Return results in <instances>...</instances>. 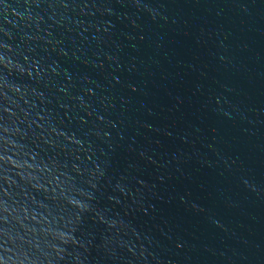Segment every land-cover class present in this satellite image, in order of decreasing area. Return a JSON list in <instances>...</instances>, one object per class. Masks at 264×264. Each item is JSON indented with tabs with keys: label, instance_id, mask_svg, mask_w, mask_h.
I'll list each match as a JSON object with an SVG mask.
<instances>
[{
	"label": "water",
	"instance_id": "1",
	"mask_svg": "<svg viewBox=\"0 0 264 264\" xmlns=\"http://www.w3.org/2000/svg\"><path fill=\"white\" fill-rule=\"evenodd\" d=\"M0 264H264V0H0Z\"/></svg>",
	"mask_w": 264,
	"mask_h": 264
}]
</instances>
